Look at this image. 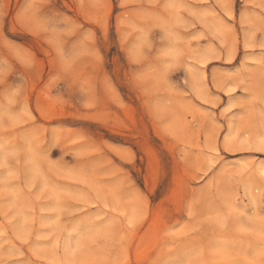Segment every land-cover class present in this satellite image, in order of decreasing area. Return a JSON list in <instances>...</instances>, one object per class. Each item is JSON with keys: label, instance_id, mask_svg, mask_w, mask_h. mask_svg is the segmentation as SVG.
<instances>
[{"label": "rangeland", "instance_id": "obj_1", "mask_svg": "<svg viewBox=\"0 0 264 264\" xmlns=\"http://www.w3.org/2000/svg\"><path fill=\"white\" fill-rule=\"evenodd\" d=\"M0 264H264V0H0Z\"/></svg>", "mask_w": 264, "mask_h": 264}]
</instances>
